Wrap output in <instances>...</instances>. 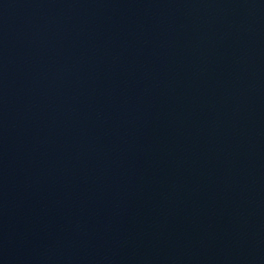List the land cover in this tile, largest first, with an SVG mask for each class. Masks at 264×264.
Wrapping results in <instances>:
<instances>
[{
    "label": "water",
    "instance_id": "obj_1",
    "mask_svg": "<svg viewBox=\"0 0 264 264\" xmlns=\"http://www.w3.org/2000/svg\"><path fill=\"white\" fill-rule=\"evenodd\" d=\"M0 264H264V0H0Z\"/></svg>",
    "mask_w": 264,
    "mask_h": 264
}]
</instances>
